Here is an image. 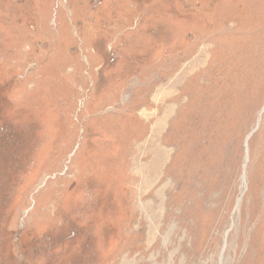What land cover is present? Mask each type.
<instances>
[{
  "label": "rangeland",
  "instance_id": "1",
  "mask_svg": "<svg viewBox=\"0 0 264 264\" xmlns=\"http://www.w3.org/2000/svg\"><path fill=\"white\" fill-rule=\"evenodd\" d=\"M0 264H264V0H0Z\"/></svg>",
  "mask_w": 264,
  "mask_h": 264
},
{
  "label": "bare ground",
  "instance_id": "2",
  "mask_svg": "<svg viewBox=\"0 0 264 264\" xmlns=\"http://www.w3.org/2000/svg\"><path fill=\"white\" fill-rule=\"evenodd\" d=\"M193 61V60H192ZM185 68V67H184ZM163 70V69H162ZM193 73V72H192ZM189 78V77H188ZM202 83V82H201ZM172 90V89H171ZM174 93V92H173ZM177 95V94H176ZM164 95L162 94V97H163ZM170 96H171V94H170ZM165 98V97H164ZM163 98V99H164ZM162 99V100H163ZM182 99V98H181ZM165 100V99H164ZM162 102V101H161ZM163 103V102H162ZM177 104V103H176ZM178 106V105H177ZM172 110H173V107H168V108H166V112H164V114L158 119V121H157V124H156V127L158 128V131H157V133H161L162 132V130H164L165 129V124H166V122H167V120H168V118L169 117H171L170 115H171V113H172ZM172 137L173 136H171V139H172ZM165 151V150H164ZM167 151V150H166ZM166 151H165V153H166ZM164 157H165V155H164ZM172 159V158H171ZM156 164H157V162H156V160L154 161ZM171 162V161H170ZM163 170V169H162ZM166 172V171H165ZM164 176V175H163ZM166 191V190H165Z\"/></svg>",
  "mask_w": 264,
  "mask_h": 264
}]
</instances>
